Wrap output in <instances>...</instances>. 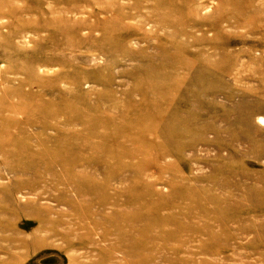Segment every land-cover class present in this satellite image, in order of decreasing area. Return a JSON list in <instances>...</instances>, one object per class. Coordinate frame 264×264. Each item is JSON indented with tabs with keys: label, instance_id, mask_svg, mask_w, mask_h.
Listing matches in <instances>:
<instances>
[{
	"label": "rangeland",
	"instance_id": "obj_1",
	"mask_svg": "<svg viewBox=\"0 0 264 264\" xmlns=\"http://www.w3.org/2000/svg\"><path fill=\"white\" fill-rule=\"evenodd\" d=\"M0 264H264V0H0Z\"/></svg>",
	"mask_w": 264,
	"mask_h": 264
},
{
	"label": "bare ground",
	"instance_id": "obj_2",
	"mask_svg": "<svg viewBox=\"0 0 264 264\" xmlns=\"http://www.w3.org/2000/svg\"><path fill=\"white\" fill-rule=\"evenodd\" d=\"M51 5H52V4H51ZM63 32H64V31L61 30V29L58 30V34L63 33Z\"/></svg>",
	"mask_w": 264,
	"mask_h": 264
}]
</instances>
